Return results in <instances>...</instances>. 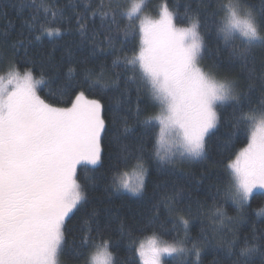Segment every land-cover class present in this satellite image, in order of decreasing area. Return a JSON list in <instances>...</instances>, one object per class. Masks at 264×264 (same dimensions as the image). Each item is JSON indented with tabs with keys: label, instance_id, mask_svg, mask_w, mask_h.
<instances>
[{
	"label": "snow or ice",
	"instance_id": "obj_1",
	"mask_svg": "<svg viewBox=\"0 0 264 264\" xmlns=\"http://www.w3.org/2000/svg\"><path fill=\"white\" fill-rule=\"evenodd\" d=\"M214 3L209 13L214 35L229 49V63L246 73L244 82L239 77H218L201 66L206 42L200 29L208 20L201 21L198 11L190 14V6L185 8L184 20L166 3L161 5L158 18L142 16L147 6L145 0L134 2L127 9L119 0H95V3L85 0L83 11L77 13L76 31L81 41L103 37L93 48L101 52L108 49L113 55L117 53L118 36H123L119 51L137 38L136 21H139L138 51L133 48L131 56L116 55L112 63L114 67L122 64L126 72H131L128 79L136 82L138 89L147 91L153 107L158 106L157 114L145 113L147 118L138 121L143 126L141 146L137 149L140 154H130L136 161L131 175L117 169L111 177L114 191L141 194L149 174L148 159L159 166H175L177 159H204L225 107L231 108L225 123L236 130L244 127L248 134L246 147L227 164L225 197L239 210L249 203L254 189L264 190V99L254 106L250 97L257 80L264 95V66L257 73L253 59L255 49H264L261 34L264 8L259 13L253 12L246 0H214ZM35 6L37 13L43 12L45 22L37 23L38 15L34 14L26 22L27 44L21 33L10 45L14 51L24 47L27 54V45L33 40L61 34L55 20L63 17L65 9L57 7L54 0ZM49 16L51 21L47 19ZM123 20L129 23L122 29ZM185 22L187 26H177ZM75 72L70 65L67 82L60 88L61 95L79 89L73 91L70 106L65 107L41 98L38 94L41 86L49 85L43 75L35 78L32 68L26 67L21 74L18 65L10 63L7 84L0 76V264H59L66 244L67 223L87 200L86 189L77 182V166L100 163L108 121L102 101L90 99L79 83L72 82ZM103 77V71L94 74L90 69L84 70L89 90L108 87ZM118 85L117 76L112 86ZM141 114L138 106L136 116L139 118ZM131 131L132 126L125 118L123 132ZM147 138L154 141L150 158L143 155ZM182 198V190L162 197L169 204ZM168 210L175 211L171 207ZM149 211L158 214L159 205L153 204ZM215 215L221 226L225 219H232L219 207ZM95 216L93 211L86 217L81 229L82 245L91 253L85 264H116L110 251L111 240L105 237L109 226L101 227ZM148 222L151 224L153 218ZM178 222L188 229L189 219L184 215H179ZM224 247L229 256L236 257L232 264H254L257 256L260 264H264V234L254 235L251 240L245 238L240 245L233 239ZM134 252L133 260L138 257L140 264H167L164 257L188 253H194L199 264L201 255L199 241H193L189 249L185 241L170 243L155 234L147 243L140 242L134 247Z\"/></svg>",
	"mask_w": 264,
	"mask_h": 264
},
{
	"label": "trees",
	"instance_id": "obj_2",
	"mask_svg": "<svg viewBox=\"0 0 264 264\" xmlns=\"http://www.w3.org/2000/svg\"><path fill=\"white\" fill-rule=\"evenodd\" d=\"M45 2L46 0H35V5ZM133 2L134 0H119L125 9ZM54 3L65 9L63 17L55 20V26L61 29V34L51 38L44 36L40 41L33 40L32 44L27 45L25 54L24 47L14 51L10 45L21 33L27 44L29 29L26 22L34 14L38 15L37 23L45 22L44 14L42 11L37 13L34 0H0V76L6 77L10 63L17 64L20 73L26 67L32 68L35 78L39 79L43 75L49 85L41 86L38 91L41 98L54 106L65 107L70 106L73 91L79 90H68L64 95L60 93L61 86L67 82L66 74L71 65L76 69L72 82L79 83L90 99H100L105 107L108 131L103 136L102 159L96 166L81 165L77 168V182L86 189L87 200L67 223L66 244L63 254L59 256V264H85L86 259H90L91 253L82 245L80 234L85 227L84 219L93 211L96 213L94 219L99 221L101 227L105 224L109 226L105 237L111 240L110 251L114 253L116 264H140L138 257L133 260L134 247L154 234L160 240L170 243L185 241V246L189 249L193 241H199V264H232L236 257L229 256L224 247L228 241L235 239L240 245L245 238L251 240L254 235L259 237L264 234V192H255L249 203L239 210L225 197L229 180L227 164L247 145V130L244 127L240 130L232 129L225 123V118L231 112L230 107H225L221 110L220 125L209 140L204 159H177L175 166H159L154 160L148 159L149 174L145 190L141 194L114 191L111 177L116 174L117 169L131 172L136 161L130 154H140L137 149L141 146L143 126L138 121L147 118L145 113L155 115L158 112V106L153 107L147 91L138 89L137 83L128 79L132 73L126 72L122 64L114 67L112 63L116 55L131 56L133 48L138 51L139 21H136L137 38L124 44L123 51H119L122 47L119 40L123 36H118L115 44L117 53L113 55L108 49L101 52L93 48V44L100 43L103 37L96 41H81L76 31L75 17L83 11L85 0H54ZM145 3L147 6L142 14L151 17L157 16L161 5L165 3L170 9L180 13L181 20L185 19L187 6H190V14L198 11L201 21L208 20V24L200 29L206 42V47L202 50L204 59L201 66L215 72L218 77H239L244 82L246 73L238 65L229 63V49L214 35L212 17L209 15L215 7L214 0H145ZM246 3L256 13L264 8L262 0H246ZM47 19L51 21L52 18L49 16ZM96 23H99L98 19ZM128 23L123 20L120 27L123 29ZM177 26L184 27L187 23ZM91 31L90 23L89 32ZM35 34L32 33L33 36ZM261 34L264 35V32ZM113 35H116L115 32ZM253 59L259 73L264 66V49H255ZM85 69L92 70L94 74L103 71V81L109 86L89 90L88 82L83 78ZM117 76L119 85L112 86V81ZM250 97L254 106L264 99L258 80ZM138 106L142 113L139 118L136 116ZM125 118L132 126L130 133L123 132ZM156 131L158 132V127ZM153 144L151 138L145 139L143 155L146 158L151 157ZM176 190H182V199L170 204L162 199ZM153 204L159 205L158 214L149 211ZM169 207L175 211L170 213ZM217 207L232 218L225 219L222 226L219 224V217L215 215ZM181 214L189 219L187 230L178 222ZM149 218H153L151 224L148 222ZM165 260L167 264H197L194 253L167 257ZM254 264H260L259 256L255 258Z\"/></svg>",
	"mask_w": 264,
	"mask_h": 264
},
{
	"label": "rangeland",
	"instance_id": "obj_3",
	"mask_svg": "<svg viewBox=\"0 0 264 264\" xmlns=\"http://www.w3.org/2000/svg\"><path fill=\"white\" fill-rule=\"evenodd\" d=\"M134 2H139V0H134ZM134 2H133V3H134ZM133 3H132V4H133ZM132 4H131V5H132ZM141 15H142V16H147V17H149V18H153V19H155V18H158L159 13H158V15L155 16V17H151V16L146 15V14H144V13L141 14ZM21 74H23V73H21ZM5 76H6V77H4V82H5V84H6L8 78H9V73H7ZM245 147H246V146H245ZM242 149H243V148H242ZM242 149H241V150H242ZM241 150H240V151H241ZM234 159H235V158H234ZM81 165H86V164H81ZM81 165H78L77 168H78L79 166H81ZM87 166H96V165H87ZM132 171H133V170H132ZM132 171L129 172V175H131ZM255 192H264V190L254 189V190H253V194H254ZM130 194H132V193H130ZM132 195H133V194H132ZM137 195H139V194H137ZM249 200H250V199H249ZM148 239H149V238H148ZM148 239H145L143 242H144V243H147V240H148ZM165 258H167V257H164V259H165Z\"/></svg>",
	"mask_w": 264,
	"mask_h": 264
}]
</instances>
